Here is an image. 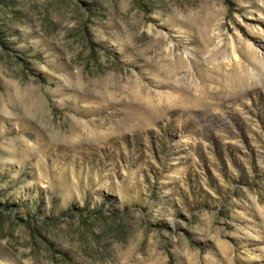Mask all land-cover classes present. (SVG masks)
Returning <instances> with one entry per match:
<instances>
[{"label":"rangeland","instance_id":"obj_1","mask_svg":"<svg viewBox=\"0 0 264 264\" xmlns=\"http://www.w3.org/2000/svg\"><path fill=\"white\" fill-rule=\"evenodd\" d=\"M0 264H264V0H0Z\"/></svg>","mask_w":264,"mask_h":264}]
</instances>
